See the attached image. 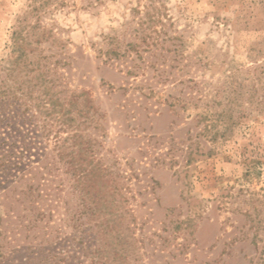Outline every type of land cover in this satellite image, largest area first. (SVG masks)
Masks as SVG:
<instances>
[{
  "label": "rangeland",
  "instance_id": "374dc122",
  "mask_svg": "<svg viewBox=\"0 0 264 264\" xmlns=\"http://www.w3.org/2000/svg\"><path fill=\"white\" fill-rule=\"evenodd\" d=\"M32 4L0 0V77L18 86L7 113L32 150V176L0 178L10 258L1 264H29L38 247L64 250L61 264H87L83 247L96 244L82 212L91 193L77 190L64 165L58 177L41 168L58 126L41 113V90L27 93L38 62L63 100L83 91L91 99L90 118L72 116L105 173L104 211L123 216L130 264H259L264 0H69L39 16ZM15 31L35 69L11 76ZM30 181L35 199L22 192Z\"/></svg>",
  "mask_w": 264,
  "mask_h": 264
},
{
  "label": "trees",
  "instance_id": "16d2710c",
  "mask_svg": "<svg viewBox=\"0 0 264 264\" xmlns=\"http://www.w3.org/2000/svg\"><path fill=\"white\" fill-rule=\"evenodd\" d=\"M32 1L35 5L32 4L31 9L32 12H36L37 16H39V12L42 9L50 8V5L58 8L67 5L69 2V0ZM96 1L100 2L102 0ZM160 12V7L153 6L152 10L147 12V14L151 20L155 21L156 19L152 17L160 15ZM27 43V40L19 32L15 31L13 33L12 58L9 60L10 67L8 68L11 76H14L16 71L21 72V69L24 68L28 69V72L33 71V68L35 69L33 61L29 60L28 54L25 52ZM37 65V69H35L37 74L29 77L28 81L26 80L27 93L33 95L36 90H41L38 96L41 113L51 117L50 119L53 120V123L58 126L54 135L55 145L50 152L45 153V164L41 168L46 169L50 175L58 177L52 172L60 171L59 165L62 164L66 166V172L74 176L77 190L91 193L89 197L85 195V209L82 211L84 215L89 216L87 229L91 232L93 231L96 241L94 247H91V245L83 247V254L88 260L87 264H130L128 259L130 249L125 244L128 239H126L120 229L123 216L116 212V215L112 217L110 216V211H104L103 207L111 202L108 201L106 194L98 195L97 191L99 190L100 180H103L105 173L102 167L97 165L93 154L94 149L85 141L84 135L78 131L80 125L75 124L76 119L72 116L73 110L77 109L81 117L90 118L89 112L93 109L91 99L83 91L80 94L72 93L68 99L63 100L58 93L51 90L53 85H50L45 78L46 71H44L41 63L38 62ZM17 90L18 86L16 87L14 83L9 85L3 77H0V178L6 179L13 178L19 173L21 174L20 179H25L26 173L30 172L31 169V163L25 162L28 158L26 154L32 155L30 142L17 139L18 130L14 129L16 128L17 117L12 113H7L8 100L16 97ZM80 98L83 102H80ZM79 103H82L83 106L79 107ZM47 131L48 136L52 130L47 127ZM64 132L67 133L66 136H63ZM20 143L23 144V147H21ZM42 151L44 152V149ZM38 188L30 181L22 192L31 193V197L34 198L33 193H38V196L41 193ZM81 215L78 216L79 220ZM36 217L35 222L37 223L43 220L45 213L40 210ZM1 223L2 216L0 215V225ZM88 230L86 231L87 234ZM1 235L2 232L0 230V264L10 259L7 253L3 251L4 245L1 241ZM133 240L129 243L135 244L136 240L132 242ZM140 242L142 243V241ZM64 253L65 251L62 249L58 251L53 249L51 251L38 247L37 251L33 250L30 252L28 263L61 264L62 261H65ZM260 255L261 261L259 264H264V245Z\"/></svg>",
  "mask_w": 264,
  "mask_h": 264
}]
</instances>
